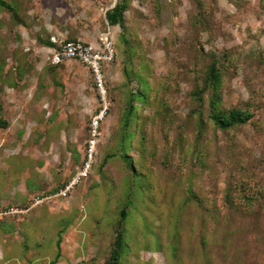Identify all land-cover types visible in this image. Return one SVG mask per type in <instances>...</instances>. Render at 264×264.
Returning <instances> with one entry per match:
<instances>
[{
    "label": "rangeland",
    "instance_id": "1",
    "mask_svg": "<svg viewBox=\"0 0 264 264\" xmlns=\"http://www.w3.org/2000/svg\"><path fill=\"white\" fill-rule=\"evenodd\" d=\"M4 1L0 206L31 207L0 220V264H103L118 226L120 264H264V0H124V29L105 19L117 0ZM103 34L116 56L93 162L52 196L83 162L97 102L89 71L50 65L45 41ZM211 65L218 106L247 122L209 118Z\"/></svg>",
    "mask_w": 264,
    "mask_h": 264
},
{
    "label": "built area",
    "instance_id": "2",
    "mask_svg": "<svg viewBox=\"0 0 264 264\" xmlns=\"http://www.w3.org/2000/svg\"><path fill=\"white\" fill-rule=\"evenodd\" d=\"M49 41L52 45L45 46V59L50 65H57L69 59L78 60L90 73L93 89L95 90V99L97 109L89 120V137L86 140V152L83 162L76 174L68 179L64 185L58 188L52 196L65 197L81 178L87 175L93 162L95 144L98 140L99 125L103 121L105 113L109 109V100L107 98V87L105 83L106 67L111 64L116 56L114 42L103 34L99 41L91 42L80 38L58 39L51 35ZM42 199L38 196L34 199L32 205L41 203ZM27 207H17L15 205L0 207V220L7 217H13L28 211Z\"/></svg>",
    "mask_w": 264,
    "mask_h": 264
},
{
    "label": "trees",
    "instance_id": "3",
    "mask_svg": "<svg viewBox=\"0 0 264 264\" xmlns=\"http://www.w3.org/2000/svg\"><path fill=\"white\" fill-rule=\"evenodd\" d=\"M0 5H5L6 7H10L8 3L4 0H0ZM127 9V3L124 0H117L112 8L108 9L105 13V19L109 25H117L120 29L125 28L124 24V12ZM45 45H52L49 41V37L45 41ZM219 74L217 73V69L214 65H211L208 69L207 75L205 77V84L201 88V91L206 88H211V97H210V110L208 113L209 118L213 121V123L221 129L230 128L236 124H243L247 122L252 114L246 110H240L238 108L224 109L218 106V85H219ZM200 90L197 92L199 95ZM133 94V93H132ZM145 91L137 90L134 95H132L130 99V108L128 112L133 110V99L137 98L140 100L145 99ZM126 213L122 210L121 217L124 218ZM121 248H122V232L120 231V226L117 227V230L114 235V239L112 242V246L108 255L107 260L103 264H120L121 257ZM60 252H57V256H59Z\"/></svg>",
    "mask_w": 264,
    "mask_h": 264
},
{
    "label": "crops",
    "instance_id": "4",
    "mask_svg": "<svg viewBox=\"0 0 264 264\" xmlns=\"http://www.w3.org/2000/svg\"><path fill=\"white\" fill-rule=\"evenodd\" d=\"M86 41H87V40H86ZM0 207H1V206H0ZM13 229H14V228H13L12 226H7V227H6L5 224H4V226L1 228V232H2V233H4V232L7 233V232H8L9 234H7V235L10 236V235H11V231H12ZM11 244H12V243H11ZM11 244H9V245H11ZM11 263H12V264H15V263H13V262H11Z\"/></svg>",
    "mask_w": 264,
    "mask_h": 264
}]
</instances>
